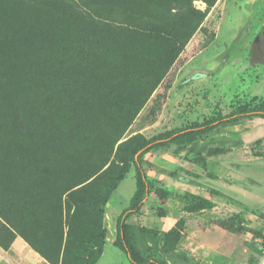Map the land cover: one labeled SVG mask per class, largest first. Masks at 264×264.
Returning <instances> with one entry per match:
<instances>
[{
    "label": "rangeland",
    "instance_id": "1",
    "mask_svg": "<svg viewBox=\"0 0 264 264\" xmlns=\"http://www.w3.org/2000/svg\"><path fill=\"white\" fill-rule=\"evenodd\" d=\"M0 1L22 16L13 19L15 30L0 31L6 48L24 41L29 18L35 15L37 22L38 11L45 15L38 25L60 34L115 25L82 6H75L82 14L58 22L60 8L49 5L46 13L33 0ZM191 4L205 12L204 29L193 32L157 83L156 47L126 37L107 40L91 53L78 85L22 79L20 70L0 74V264H87L101 246L95 264H130L122 251L102 244L98 209L80 199L104 213L108 190L142 139L264 100V39L259 58L252 56L264 0ZM116 6L160 22L183 10L174 0H119ZM210 138L217 144L190 161L176 156L171 144L143 156L151 191L129 222L165 232L163 250L185 252L192 264H264V120L226 126ZM207 171L216 178L209 180ZM207 179L228 197L209 196ZM157 188L171 192L164 205L154 195ZM134 189L131 166L107 195L106 201L113 192L119 198L107 208L112 220ZM188 194L215 205L187 212ZM157 206L164 216L157 215ZM101 224L105 240L111 238L103 215Z\"/></svg>",
    "mask_w": 264,
    "mask_h": 264
},
{
    "label": "trees",
    "instance_id": "2",
    "mask_svg": "<svg viewBox=\"0 0 264 264\" xmlns=\"http://www.w3.org/2000/svg\"><path fill=\"white\" fill-rule=\"evenodd\" d=\"M43 6L44 11L49 12L51 5L60 8L58 22L68 21V17L79 15L75 6H82L85 12L105 22L110 19L115 25L107 28L104 32L84 34H60L51 31L46 25H38L44 20L43 12L38 11L37 22L35 15L29 18L30 31L26 33L23 42L15 48H7L0 45V74H12L20 70L22 79L27 77L40 80H60L62 85H78L80 76L89 66L86 63L88 56L94 51L105 47L107 40L122 39L125 37L136 42L151 43L155 48L158 57L156 68L157 81L177 58L185 43L197 28H202L201 23L205 12L192 6V0H174L182 12L171 22H160L154 19H146L137 11L126 12L116 6L119 0H33ZM208 6H212L215 0H203ZM68 9L72 12L68 15ZM22 16L15 10L8 7V3L0 1V31L15 30L13 19ZM24 30V29H23ZM19 30V31H23ZM258 37L264 39V23L260 27ZM28 39V42H27ZM38 45V46H37ZM80 64L82 69H76ZM25 76V77H24ZM264 120V100L254 106L237 108L224 115L213 116L203 122H192L183 127L166 130L149 138L142 139L139 144L130 148L126 161L130 166L118 173L116 183L108 190L115 188L117 183L124 177L129 167H133L135 189L127 200L121 211L114 217L115 237L113 245L122 251L130 264H192V258L182 251H165L162 248V240L165 236L154 229L129 222L132 216L140 213L144 199L150 194V183L146 178L142 167V158L153 149L163 148L167 145H174L173 153L179 158L190 161L194 155H199L207 149H212L217 142L210 138V135L226 126L240 124L252 119ZM122 143L118 144V148ZM209 180L215 179V175L206 172ZM205 180L209 196H227L218 187H212ZM211 183V182H210ZM70 195L74 191L69 192ZM104 202L106 203V198ZM154 195L158 198L159 205H164L171 192L165 188H157ZM228 197V196H227ZM186 205L183 209L187 212H197L211 209L214 202L206 196L199 194L184 195ZM82 202L93 205L99 212V233L102 244L106 243L105 229L102 227V208H98L86 198ZM111 204V203H110ZM109 204V205H110ZM158 216H164V210L157 206ZM174 232L171 228L167 233ZM103 253L101 246L94 257L87 264H95Z\"/></svg>",
    "mask_w": 264,
    "mask_h": 264
},
{
    "label": "water",
    "instance_id": "3",
    "mask_svg": "<svg viewBox=\"0 0 264 264\" xmlns=\"http://www.w3.org/2000/svg\"><path fill=\"white\" fill-rule=\"evenodd\" d=\"M259 39L260 38L258 36L255 38L254 43H253V47H252V54H253L252 56L255 57V59H258L259 56L261 55V50L259 48V44H260ZM114 194H115V192H113L109 195L108 200L105 203V211L103 213V223H105V224L107 223V228H108V231L110 232V236H111V238H108V236H106V241H108L109 243H112V240L115 237V226H114V218L112 220L111 217L108 215L107 208L111 202L116 203L115 205L119 204V203H117V202H119V198H116ZM124 205H125V200H124L123 205L121 206V208L118 212H117V209H115L114 217L121 211V209L123 208ZM108 216H109V219H108Z\"/></svg>",
    "mask_w": 264,
    "mask_h": 264
},
{
    "label": "flooded vegetation",
    "instance_id": "4",
    "mask_svg": "<svg viewBox=\"0 0 264 264\" xmlns=\"http://www.w3.org/2000/svg\"><path fill=\"white\" fill-rule=\"evenodd\" d=\"M236 193H238V195H241V194H239V192H238V191H236Z\"/></svg>",
    "mask_w": 264,
    "mask_h": 264
},
{
    "label": "crops",
    "instance_id": "5",
    "mask_svg": "<svg viewBox=\"0 0 264 264\" xmlns=\"http://www.w3.org/2000/svg\"><path fill=\"white\" fill-rule=\"evenodd\" d=\"M109 244H111V243H109Z\"/></svg>",
    "mask_w": 264,
    "mask_h": 264
}]
</instances>
